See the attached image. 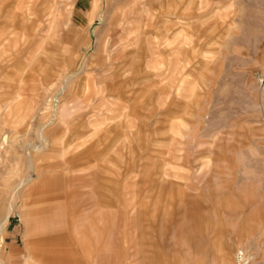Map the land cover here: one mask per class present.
Wrapping results in <instances>:
<instances>
[{
    "label": "rangeland",
    "instance_id": "1",
    "mask_svg": "<svg viewBox=\"0 0 264 264\" xmlns=\"http://www.w3.org/2000/svg\"><path fill=\"white\" fill-rule=\"evenodd\" d=\"M260 64L261 0H0V264H75L60 257L61 245L51 261L53 247L25 223L30 212L34 231L44 228L38 214L66 201L36 192L58 182L63 147L92 128L105 142L94 159L108 160L99 181L109 193L82 195L92 216L110 211L111 223L133 225V244L147 240L142 264H256L264 251ZM200 66L212 81L195 87L188 74ZM175 122L181 194L153 190L168 200L156 211L146 194L155 175L142 170L147 159L150 172L160 156L169 160ZM208 157L206 167L192 166ZM246 161L248 177L239 173ZM163 188L171 191V178ZM132 250L131 264H141Z\"/></svg>",
    "mask_w": 264,
    "mask_h": 264
},
{
    "label": "crops",
    "instance_id": "2",
    "mask_svg": "<svg viewBox=\"0 0 264 264\" xmlns=\"http://www.w3.org/2000/svg\"><path fill=\"white\" fill-rule=\"evenodd\" d=\"M94 6L97 7L95 1ZM150 53H152V49ZM203 70L206 71L205 68L200 66L195 67L194 72L189 71L188 76L191 78L189 81L192 83V80H194L195 87H201L202 84H205V79L208 82L212 81L211 76L206 75ZM207 76L210 78L208 79ZM183 104L184 107L187 105L186 103ZM170 131V141L168 142V148L165 149L169 160L163 163V158L160 156L158 167L154 168V172H150L153 163H150L147 159L142 170V174L146 178L153 176L152 173L155 175V185L150 186L148 189L146 187V194H151L147 198H150L151 201L154 200L153 205H155L154 209L156 211L160 208L158 206L165 205L168 200L159 195L154 197L152 195L153 190H155V194H177V192L181 194V162L176 161L173 154L176 149L175 143L180 136L177 122L172 123ZM104 144L105 142H103L97 128L82 131L78 137H74L70 143H67L61 151L62 170L52 175L58 178V182L55 181L52 185L44 187L42 192H36L37 194H66L67 197L66 201H61L59 204L56 201L51 205H46L42 214H38L37 217L41 220L44 228H38L37 231H34L32 222H30V212L29 220L25 223L26 230L30 235H42L45 250L48 246L53 247L50 253V256L53 257L51 261L55 260L52 251L60 245L65 251L64 254H60V257L65 256L67 263L75 264H131L132 247L134 246L137 247L135 253H137L136 256L141 264L148 255L147 240L139 239L138 243L133 244L131 238L132 224L111 223L114 222V218L110 219L108 216L112 212L107 211V215H104L103 210L100 208H97L95 216H92L87 197L82 195L109 193L102 189L104 185H101L99 181V174L103 172L101 168L106 165L105 162L108 160L94 159V153L97 149L103 150L102 145ZM203 155L206 156V154ZM207 155H210V153ZM208 158L209 160L205 163L196 160L192 166L196 167L199 164V167H206V162L207 165L210 164V157ZM101 160H104V162H101ZM94 164L97 167L96 170H93ZM168 178H171L173 184L171 191H166L163 188V184ZM72 194H80L78 200L76 199L74 203L70 200L73 198ZM175 206L179 208V199ZM172 211H169V214L176 216V210L173 209ZM263 262L264 251L263 256L258 259L256 264H264Z\"/></svg>",
    "mask_w": 264,
    "mask_h": 264
},
{
    "label": "bare ground",
    "instance_id": "3",
    "mask_svg": "<svg viewBox=\"0 0 264 264\" xmlns=\"http://www.w3.org/2000/svg\"><path fill=\"white\" fill-rule=\"evenodd\" d=\"M255 1V0H254ZM261 1H264V0H261ZM218 16V15H217ZM259 53V52H258ZM255 60V59H254ZM259 67L261 68H263L264 67V65L263 64H260L259 65ZM247 162V161H246ZM246 165L244 166V168L242 169V170H240L239 169V173H241V175L243 176H246V177H248V176H250L251 175V171L250 170H248V166H250V165H248L249 164V162H247V163H245ZM220 170V169H219ZM222 175V174H221ZM219 180H220V178H219ZM259 185V184H258ZM260 187L259 186H257V187H253V189H252V194H256L257 193V190L259 189ZM220 189H226L224 186H223V184H220ZM244 191H246V190H244V188L243 187H239V193L240 194H244L245 192ZM245 198V197H244ZM229 204V203H228ZM231 222L232 221H234L235 222V220H233V219H231L230 220Z\"/></svg>",
    "mask_w": 264,
    "mask_h": 264
}]
</instances>
